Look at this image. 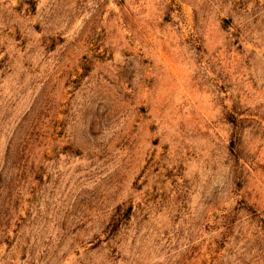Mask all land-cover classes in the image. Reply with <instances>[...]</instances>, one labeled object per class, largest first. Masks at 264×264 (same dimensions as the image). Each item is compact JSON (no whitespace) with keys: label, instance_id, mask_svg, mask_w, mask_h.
I'll return each mask as SVG.
<instances>
[{"label":"rangeland","instance_id":"rangeland-1","mask_svg":"<svg viewBox=\"0 0 264 264\" xmlns=\"http://www.w3.org/2000/svg\"><path fill=\"white\" fill-rule=\"evenodd\" d=\"M0 264H264V0H0Z\"/></svg>","mask_w":264,"mask_h":264}]
</instances>
